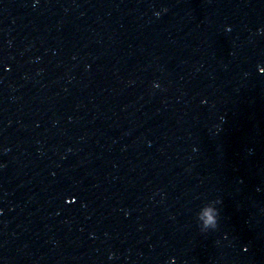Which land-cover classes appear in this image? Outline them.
<instances>
[{
	"label": "clouds",
	"instance_id": "obj_1",
	"mask_svg": "<svg viewBox=\"0 0 264 264\" xmlns=\"http://www.w3.org/2000/svg\"><path fill=\"white\" fill-rule=\"evenodd\" d=\"M156 15L158 16L159 13H156ZM212 223H214V221H213ZM207 226H208V223H205V227H207ZM110 258H111V257H110Z\"/></svg>",
	"mask_w": 264,
	"mask_h": 264
}]
</instances>
